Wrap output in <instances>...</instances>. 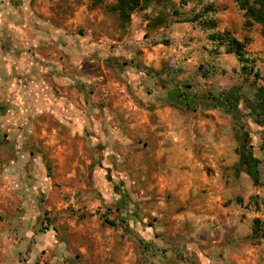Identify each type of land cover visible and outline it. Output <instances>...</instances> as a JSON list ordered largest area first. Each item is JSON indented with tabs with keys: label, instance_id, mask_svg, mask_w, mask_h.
<instances>
[{
	"label": "rangeland",
	"instance_id": "1",
	"mask_svg": "<svg viewBox=\"0 0 264 264\" xmlns=\"http://www.w3.org/2000/svg\"><path fill=\"white\" fill-rule=\"evenodd\" d=\"M74 3L88 12L77 33L104 51L86 64L93 118L109 127L89 130L95 143L48 144L29 123L20 143L0 123V264H264L261 25L237 0L154 1L127 23L117 0ZM207 5L215 31L248 41L259 76L186 20ZM231 96V109L215 100ZM245 131L259 184L242 163Z\"/></svg>",
	"mask_w": 264,
	"mask_h": 264
},
{
	"label": "crops",
	"instance_id": "2",
	"mask_svg": "<svg viewBox=\"0 0 264 264\" xmlns=\"http://www.w3.org/2000/svg\"><path fill=\"white\" fill-rule=\"evenodd\" d=\"M84 9L75 10L74 0H0V89L7 99L0 123L8 138L22 143L32 123L48 144L67 137L95 143L89 130L109 127L93 118L96 75L87 74L86 63L104 51L76 31Z\"/></svg>",
	"mask_w": 264,
	"mask_h": 264
},
{
	"label": "trees",
	"instance_id": "3",
	"mask_svg": "<svg viewBox=\"0 0 264 264\" xmlns=\"http://www.w3.org/2000/svg\"><path fill=\"white\" fill-rule=\"evenodd\" d=\"M99 2L102 0H93ZM158 1L161 3L172 4L173 0H117L115 8L119 11L120 19L123 23H127L131 14L139 8H144L150 3ZM183 4L188 3L189 0H181ZM237 3L241 9L245 11V16L247 17V22H255L261 25V33L264 36V0H237ZM204 11L194 14L192 18H187V21H198L199 24L205 29L210 30V38L217 42L219 46L225 47L226 53H234L240 64L241 70L245 73H253L256 76H259L258 71H255V59L251 58L247 51L246 47L248 44L247 40H240L237 37L233 36L232 33L228 30L223 32L215 31L216 23L215 20L211 17H208L210 11L213 10L211 5H207ZM177 14L178 12L174 10ZM170 100H178L182 102L189 95L186 93H181L180 90H171L168 93ZM215 100L221 101L222 105L225 108L231 109L236 104V101L233 102V98L224 97L217 98ZM231 111V110H229ZM254 113L257 116L256 120L259 123L264 122V86L258 90L257 93V105L255 106ZM243 145L241 150V159L242 163L245 165V170L248 175L253 179L255 184L260 183V159L255 157L252 153L251 146L248 143V133L245 131L243 133Z\"/></svg>",
	"mask_w": 264,
	"mask_h": 264
}]
</instances>
